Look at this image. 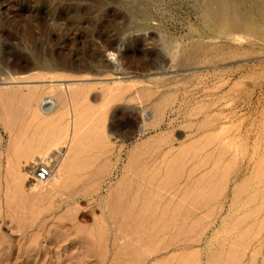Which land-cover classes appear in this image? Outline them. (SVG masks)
<instances>
[{
  "label": "rangeland",
  "instance_id": "rangeland-1",
  "mask_svg": "<svg viewBox=\"0 0 264 264\" xmlns=\"http://www.w3.org/2000/svg\"><path fill=\"white\" fill-rule=\"evenodd\" d=\"M222 1L0 0V53L9 45L23 54L20 62L36 65L17 74L29 78L0 76V96L12 88L14 97L9 106L0 97V264H110L88 253L83 236L110 214L124 235L121 264L263 263L264 0ZM40 41L46 55L37 59L28 49ZM50 52L54 69L41 65ZM30 87L44 92L40 119L22 102ZM17 106L25 109L19 119L11 114ZM52 129L67 137L50 152L62 161L68 147L76 148V172L59 193L33 192V182L20 183L16 172L31 158L17 153ZM22 186L24 208L10 216L5 201ZM82 188L87 195L67 203ZM137 189L140 200L160 201L157 215L160 207L172 214L169 234L158 235V222L157 232L151 229L156 216L128 223L126 199Z\"/></svg>",
  "mask_w": 264,
  "mask_h": 264
},
{
  "label": "bare ground",
  "instance_id": "bare-ground-1",
  "mask_svg": "<svg viewBox=\"0 0 264 264\" xmlns=\"http://www.w3.org/2000/svg\"><path fill=\"white\" fill-rule=\"evenodd\" d=\"M11 2V1H10ZM222 3V2H221ZM118 4V3H117ZM53 11V10H52ZM44 17V16H43ZM55 20V19H54ZM39 23H40V21H39ZM42 25V24H41ZM40 25V35H41V37L42 36H46L44 33H46L47 31H48V29L47 28H45V27H42ZM44 25V24H43ZM46 30V31H45ZM45 31V32H44ZM38 33V34H39ZM67 35V34H66ZM68 36V35H67ZM69 36H70V34H69ZM72 36V35H71ZM7 39H8V41H10L11 40V37H12V35L11 34H9V33H7ZM33 37V36H32ZM40 37V38H41ZM76 37V36H75ZM29 39L31 40V37H29ZM46 39L49 41V43L51 42V38H47L46 37ZM32 41V40H31ZM28 42H30V41H28ZM38 43V42H37ZM36 43V45H33L32 44V46L29 48V47H27V49L31 52V54H33L34 56H36V58L38 59L39 57H37V56H39V53L40 54H42V56L45 58V55H46V52L44 53V51H42V53H41V41H40V43H38L37 44ZM69 43V42H68ZM20 49H21V46H20ZM40 49V50H39ZM39 52V53H38ZM50 54H51V52H50ZM20 56H23V54L21 53V52H18V51H13L12 50V48L11 47H9V45L7 46V47H5V51L4 52H2V53H0V76L1 75H3V81H8V80H10V81H14V80H19L22 76H18L19 75V73H23L24 72V70H26L27 68H29V67H35L36 65H34V63H23L22 61L20 62L19 61V58L18 57H20ZM41 56V55H40ZM47 57V56H46ZM41 58V57H40ZM48 59L46 60H42V63H41V65H42V67H44V68H51V69H54V68H56L57 66H58V63H57V61H55V58L52 56V54L51 55H48V57H47ZM39 61H40V59H39ZM194 62V61H193ZM65 65V64H64ZM67 65V64H66ZM63 66V65H62ZM40 67V66H39ZM30 69V68H29ZM33 69H35V68H33ZM47 70V69H46ZM51 71V70H50ZM53 71V70H52ZM26 72H28V70L26 71ZM31 72V71H30ZM46 72V71H45ZM45 72H43V74L45 73ZM53 73V72H52ZM18 74V75H17ZM34 74V76H35V74H36V72H34L33 73ZM32 74V75H33ZM40 74H41V72H40ZM42 74V75H43ZM23 75V74H22ZM41 75V76H42ZM67 75V74H66ZM24 76V75H23ZM28 76V75H27ZM30 76H31V74H30ZM32 77V76H31ZM37 77H39V74H38V76ZM61 77V76H60ZM23 78H29V77H23ZM23 78H21V79H23ZM52 78V77H51ZM20 79V80H21ZM32 79H33V77H32ZM39 79V78H38ZM47 79V78H46ZM50 79V78H49ZM25 80H27V79H25ZM35 80V79H34ZM9 83V82H8ZM2 88H4V87H2ZM31 88V87H30ZM50 89H52L53 88V86H50L49 87ZM48 88V89H49ZM5 89H9L8 87H5ZM4 89V90H5ZM11 90H9L7 93L6 92H4V91H2V92H4L5 94H7V95H5L4 96V94L3 95H1V96H3V97H1L2 98V102H3V99H6V101H10V102H7L8 103V106H9V103H11L12 102V100H8V99H13L14 100V97H12L11 98V93L13 92V90H12V88H10ZM20 89V88H19ZM54 89V88H53ZM18 90V89H17ZM31 90H32V88H31ZM30 90V91H31ZM10 91H12V92H10ZM29 91V92H30ZM36 90V88L34 89V90H32V92H28L29 94H28V96L27 97H24L26 94H23L24 96H22L23 97V99H22V102L24 103V107H28L29 108V111L31 110V114H32V118L34 119V118H39L40 116L39 115H41V113H46V109L45 110H43L41 107H42V105H41V102L45 99V98H43L44 97V92H43V94H41L39 91H37ZM51 91H53V90H51ZM58 91V90H57ZM1 92V93H2ZM9 92H10V95H9ZM14 92H15V90H14ZM39 92V93H38ZM54 92V91H53ZM21 93V92H20ZM70 93V92H69ZM13 94H15V93H13ZM22 94V93H21ZM17 95V94H16ZM15 96V95H14ZM20 96V95H19ZM18 96V97H19ZM61 96V95H60ZM21 97V98H22ZM1 98H0V100H1ZM60 98V97H59ZM69 98V97H68ZM110 98V97H109ZM112 98V97H111ZM16 99V98H15ZM61 99V98H60ZM70 99V98H69ZM73 99V98H72ZM87 99V98H86ZM18 100H19V98H18ZM21 100V99H20ZM66 100V99H65ZM64 101V100H63ZM71 101V100H70ZM19 102V101H18ZM65 102V101H64ZM67 102H69V101H67ZM7 103L5 104L6 106H7ZM23 103H22V106H23ZM44 103V102H43ZM71 103H72V101H71ZM76 103V102H75ZM83 103V102H82ZM17 104V103H16ZM46 104V103H45ZM68 104V103H67ZM66 103H65V105H66V107L68 106ZM74 103H72V105H73ZM81 104V103H80ZM19 105H20V102H19ZM47 105V104H46ZM62 105V104H61ZM7 106V107H8ZM12 106V105H11ZM78 106V105H77ZM76 106V107H77ZM18 107V106H17ZM83 107V106H82ZM89 107V106H88ZM159 107V106H158ZM6 108V107H5ZM44 108V107H43ZM69 108V107H68ZM14 109H15V106H14ZM14 109L12 108V112H11V114H12V116H14L15 118H17V119H19L20 117V115L23 113V111L25 110H23L22 111V109L20 110L19 109V107H18V109H19V112L17 111V110H15V112H14ZM27 109V108H26ZM70 109V108H69ZM73 109V108H72ZM93 109V108H92ZM95 109V108H94ZM50 109H48L47 111H49ZM71 110V109H70ZM87 110H89V109H87ZM201 110V109H200ZM16 111H17V115H16ZM20 111H22V113H20ZM79 111V110H78ZM72 112V111H71ZM8 113V112H7ZM20 113V114H19ZM83 113V112H82ZM90 113V112H89ZM55 114V113H54ZM4 115V114H3ZM82 115V114H81ZM7 116V115H6ZM27 116H28V114H27ZM43 116V115H42ZM56 116V115H55ZM64 116V115H63ZM62 116V117H63ZM76 116V115H75ZM13 117V118H14ZM47 117V116H46ZM45 117V118H46ZM87 117V116H86ZM97 117H98V115H97ZM4 118V117H3ZM23 118V117H22ZM25 118V117H24ZM31 118V119H32ZM50 118V117H49ZM79 118V117H78ZM10 119V118H9ZM12 119V118H11ZM29 119V118H28ZM32 119V120H33ZM40 119V118H39ZM51 119V118H50ZM62 119V118H61ZM75 119H76V117H75ZM74 119V120H75ZM6 120H7V117H6ZM37 120V119H36ZM46 120V119H45ZM78 120V119H77ZM96 120V119H95ZM3 121V120H2ZM38 121V120H37ZM42 121V120H41ZM44 121V120H43ZM76 121V120H75ZM79 121V120H78ZM76 122L75 124H72L74 127L73 128H76V133L78 134L79 132V130H78V127H81L80 126V123L79 122ZM6 122V121H5ZM9 122H11V121H9ZM39 122V121H38ZM14 123V122H13ZM53 123H54V121H53ZM65 123V122H64ZM34 124V123H33ZM82 124V123H81ZM84 124V123H83ZM9 125V124H8ZM50 125V124H49ZM66 125V124H65ZM91 125V124H90ZM208 125V124H207ZM53 126V125H52ZM59 126V125H58ZM26 127V126H25ZM93 127V126H92ZM9 128V127H8ZM99 128V127H98ZM38 129V128H37ZM44 129V128H43ZM60 129V128H59ZM58 129V130H59ZM64 129V128H63ZM80 129V128H79ZM18 130V129H17ZM61 130H62V128H61ZM74 130V129H73ZM81 130V129H80ZM101 130V129H100ZM33 131V130H32ZM31 131V132H32ZM37 131V130H36ZM53 129H52V132L49 134V133H47L46 135H47V137L46 136H42L40 139L38 138V139H33L32 140V138L31 139H29L30 140V142L28 143L27 142V144H23L24 145V147H22L23 148V150L20 152L19 151V153H17V154H19L17 157H19L18 159H20L21 157V159L22 160H25V161H27V160H29L30 158L32 159H30V163H28V164H26V165H24V166H20V163H19V160L17 159V162L19 163V165H18V168L19 169H17V178H19L18 180H19V182L20 183H23L24 182V180H31L32 182V184H33V186H32V184L31 185H29V186H27L28 188L27 189H30L31 191L33 190V192H44L42 189H46L47 187H49V189H51V192L53 191H56L57 193H59V191H62L65 187H67L68 186V184H70L69 183V181H71L70 179L73 177V172H76L75 171V167H76V157L78 156L77 154V152L74 150V149H76V148H74V149H71V147H68V144H67V147L69 148L68 150H67V152L65 151V153L63 152V154L65 155V157L63 158V160L61 161V158L56 154V152H50V151H52L54 148H57V149H59V146L60 145H62V144H64V143H66V141H64L65 139H64V137L66 138L67 136H64V135H56V133H53ZM10 132V131H9ZM34 132V131H33ZM41 132H43V131H40L39 133L41 134ZM46 132V131H45ZM57 132V131H56ZM63 132V131H62ZM69 132V131H68ZM11 133V132H10ZM38 133V134H39ZM101 133V132H100ZM39 134V135H40ZM67 134V133H66ZM75 134V133H74ZM212 134V133H211ZM14 135H16V133L14 134ZM34 135V134H33ZM38 135V137H40ZM88 135V134H87ZM90 135V134H89ZM35 136V135H34ZM33 136V137H34ZM50 136V137H49ZM22 137H23V135H22ZM30 137H32V135L30 136ZM35 138V137H34ZM15 139V138H14ZM17 139V138H16ZM20 139V138H19ZM80 139V138H79ZM101 139V138H100ZM18 140V139H17ZM26 140V139H25ZM32 140V141H31ZM78 140V139H77ZM16 141V140H15ZM20 141V140H19ZM97 141H99V140H97ZM102 141V140H101ZM104 141V140H103ZM208 141V140H207ZM12 143V142H11ZM95 143H97L96 141H95ZM17 144V143H16ZM77 144V143H76ZM101 144V143H100ZM14 145V144H13ZM12 145V146H13ZM22 145V146H23ZM97 145V144H96ZM95 145V146H96ZM102 145V144H101ZM27 146V147H26ZM75 146V145H74ZM21 147V146H20ZM19 147V148H20ZM72 147H73V145H72ZM19 148H17V149H19ZM14 149V148H13ZM199 149V148H198ZM60 150V149H59ZM78 150V149H77ZM90 150V149H89ZM194 150V149H193ZM16 152V151H15ZM76 152V153H75ZM79 152V151H78ZM69 153H72L71 155L69 154ZM16 154V153H15ZM9 156V155H8ZM14 156V155H13ZM184 157H185V155H184ZM24 158V159H23ZM86 159V158H85ZM139 157L137 156L136 158H135V160L133 161L134 162V164H135V162L136 163H139L138 161H139ZM262 159V158H261ZM87 160V159H86ZM16 161V160H15ZM29 162V161H28ZM162 162V161H161ZM172 162V161H171ZM175 162V161H174ZM12 163V162H11ZM176 163V162H175ZM22 164V163H21ZM86 164V163H85ZM102 164V163H101ZM171 164V163H170ZM187 164V163H186ZM10 165V164H9ZM81 165V164H80ZM20 166V167H19ZM26 166H28V168H30V169H27L26 168ZM165 166H167V165H165ZM39 168V167H45V168H47L48 169V176L45 178V179H43V180H41V179H38L37 178V176H36V172H34L35 171V169L36 168ZM182 167H184V166H182ZM257 167V166H256ZM10 168V167H9ZM165 169V168H164ZM182 169V168H181ZM259 169V168H258ZM25 170V171H24ZM74 170V171H73ZM81 170V169H80ZM84 170V169H83ZM140 171V170H139ZM165 171V170H164ZM257 171V170H256ZM6 172V171H5ZM188 172V171H187ZM260 172V171H259ZM13 173H15V172H13ZM29 173V174H28ZM8 174V173H7ZM175 174V173H174ZM215 174V173H214ZM13 175V174H12ZM94 175V174H93ZM151 175V174H150ZM219 177V176H218ZM244 177V176H243ZM12 178H13V176H12ZM165 179V178H164ZM172 179V178H171ZM152 180V179H151ZM188 180V179H187ZM17 181V180H16ZM22 181V182H21ZM78 181H79V179H78ZM142 181V180H141ZM165 181V180H164ZM164 181H163V183H164ZM171 181V180H170ZM197 182V181H196ZM7 183V182H6ZM19 183V184H20ZM25 183V182H24ZM72 183V182H71ZM147 183V182H146ZM162 183V185H164ZM199 183V182H198ZM18 184V185H19ZM160 184V183H159ZM16 185V184H15ZM23 185V184H22ZM75 185V184H74ZM161 185V186H162ZM165 185H167V183L165 184ZM169 185V184H168ZM20 187H21V185H19ZM69 187H71L70 185H69ZM160 187V186H159ZM164 187V186H163ZM238 187V186H237ZM13 188V187H12ZM147 188V187H146ZM189 188V187H188ZM135 189V188H134ZM155 189V188H154ZM159 189V188H158ZM22 190H23V186H22V189L20 190L18 187L17 188H14V189H12L11 190V192L9 191V195H10V193H11V196H9L8 195V197H9V199L6 197V195H4L6 198H7V200L5 201V204H4V208H7V210L9 209V213H10V216H13V215H15V211H19L20 209L22 210L23 208H24V201L25 200H23L24 199V194L25 193H22ZM26 190V189H25ZM35 190V191H34ZM36 190H41V191H36ZM29 191V190H28ZM46 191V190H45ZM117 191V190H116ZM164 191V190H163ZM169 191V190H168ZM209 191V190H208ZM51 192L50 191H48V193L47 194H51ZM52 192V193H53ZM55 192V193H56ZM86 192H87V189L86 188H82V189H78V190H75L74 192H72V193H70L68 196H67V199L69 200V201H67V203L68 202H76V201H78V199L81 197V196H83V195H87L86 194ZM123 192V194L121 195L120 193L121 192H119L118 193V195H120V197L122 196V198L124 197L123 195H124V191H122ZM134 194H132V196H130V198L129 197H127V199L129 198V201H127V199H126V202H128V204L127 205H125V209L127 210L128 208V210H129V213H128V219L127 218H125L126 217V214H125V216L123 217L125 220L127 219L128 220V223H131V222H134L135 224H136V226L138 225V223H140V221H139V219L141 220V219H143V217H147L146 219H148L149 217V219L151 220V219H153V217H155L156 218V221H154L153 220V222H152V224H151V222H149V226L148 227H150V224H151V229L153 228V229H155L154 227H155V223L156 222H158V223H156V224H158L157 226H156V229H159L160 231H162V232H160L159 230H158V232H157V230L155 229V231L158 233V235H159V233L161 234V233H164V232H168V230L170 229L169 228V225H170V227H171V220H174V219H170V216L172 215H170L169 214V216H168V210L166 209V208H164V207H160V209L162 208V213H161V211H159V213H158V215H157V213L156 212H158L157 211V208L159 207L158 205H159V203L158 202H160V201H158V200H156V198H155V196H153V195H150V196H146L147 198H145V199H141L140 200V196H139V189H137V191H135L134 190ZM190 192V191H189ZM215 192V191H214ZM88 193V192H87ZM159 193V192H158ZM29 194V193H28ZM34 194V193H33ZM32 194V195H33ZM36 194V193H35ZM166 194V193H165ZM42 195V194H41ZM46 195V194H45ZM130 195V194H129ZM29 196H31V194L29 195ZM28 196V197H29ZM207 196V195H206ZM10 197H11V199H10ZM43 197V196H42ZM45 197V196H44ZM47 197V196H46ZM117 198H119L118 196H117ZM173 198V197H172ZM184 198V197H183ZM195 198V197H194ZM44 199V198H43ZM50 200V199H49ZM116 200H118L117 202H115V203H118L119 202V200H120V198L119 199H116ZM168 200V199H167ZM169 200H170V198H169ZM200 200V199H199ZM122 201V200H121ZM171 201V200H170ZM3 202V201H2ZM32 202V201H31ZM108 202V201H107ZM111 201H109L108 203H109V205H111V204H113L114 205V202H113V199H112V202L110 203ZM167 202V201H166ZM186 202V201H185ZM107 203V204H108ZM120 203H122V202H120ZM169 203V202H168ZM172 203V202H171ZM198 203V202H197ZM164 204V203H163ZM163 204L161 205L160 204V206H163ZM170 204V203H169ZM196 204V203H195ZM183 205V204H182ZM32 206V205H31ZM112 206V205H111ZM111 206H107V208L108 207H110L111 208ZM128 206V207H127ZM166 206V205H165ZM176 206V205H175ZM174 206V207H175ZM179 206V205H178ZM26 207V206H25ZM29 207H30V204L27 206V210L29 209ZM115 207H117V206H115L114 205V208ZM167 207V206H166ZM173 207V208H174ZM106 208V209H107ZM109 208V209H110ZM172 208V209H173ZM176 208H178L177 206L174 208V209H176ZM0 209H2V212H3V203H0ZM35 209V208H34ZM108 209V210H109ZM112 210H113V208H111ZM160 209H158V210H160ZM164 209H166L167 210V212L165 213V211L166 210H164ZM172 209L170 210V211H172ZM181 209V208H180ZM20 210V211H21ZM115 210V209H114ZM127 210V211H128ZM186 210V209H185ZM111 211V210H110ZM5 212H7V211H5ZM22 212V211H21ZM106 212L109 214V212L106 210ZM105 212V213H106ZM113 211H111V213H112ZM164 212V213H163ZM188 212H190V211H188ZM27 213V212H26ZM34 213V212H33ZM38 213V212H37ZM102 213H104V212H102ZM106 213V214H107ZM127 213V212H126ZM171 213V212H170ZM186 213V212H185ZM21 214V213H20ZM20 214H19V216H20ZM25 214V213H24ZM161 216H160V215ZM248 214V213H247ZM111 215V214H110ZM110 215H108L109 217H105L104 218V220L103 221H99L100 222V224L97 226H95V228L93 229V230H90V231H87L83 236H84V238L86 239V242H87V244H89V254H93L92 256H94V254H96L97 255V257L95 256V258L100 262V263H102V262H106L107 260H110L111 259V262H110V264H121V263H118V259H119V257H120V251H118V250H120V249H118V247H120L121 245H120V241L123 239V237H124V235L123 236H121V234H120V232H121V230H119V229H117V232H116V229H115V227L114 228H112L113 226L112 225H114V224H112V216H113V214H112V216H110ZM173 215H175V214H173ZM183 215V214H182ZM32 216V215H31ZM159 216V217H158ZM8 217V216H7ZM33 217V216H32ZM116 217V216H115ZM114 217V218H115ZM152 217V218H151ZM158 217V218H157ZM199 217V216H198ZM12 218V217H11ZM122 218V221H124L125 222V220ZM189 218V217H188ZM203 218H205V217H203ZM16 219H17V217H16ZM67 219V218H66ZM116 219V218H115ZM206 219V218H205ZM23 220V219H22ZM126 220V221H127ZM145 220V219H144ZM114 222L113 223H115L116 224V222H115V220H113ZM139 221V222H138ZM33 222V221H32ZM142 222V221H141ZM148 221H146V223H147ZM201 222V221H200ZM254 223V222H253ZM118 224V223H117ZM116 224V225H117ZM255 224V223H254ZM110 225H111V227H110ZM154 225V226H153ZM28 226V225H27ZM31 226V225H30ZM40 226V225H39ZM65 226V225H64ZM70 226H73V224H70ZM147 226V225H146ZM35 227V226H34ZM186 227H188V226H186ZM207 227V226H206ZM103 228H105V231H103ZM115 231V233H112L111 231H112V229ZM138 229H139V226L137 227ZM141 228V227H140ZM250 228V227H249ZM107 229V230H106ZM186 229V228H185ZM24 230V229H23ZM80 230V229H79ZM111 230V231H110ZM119 230V231H118ZM177 230H179V229H177ZM154 231V232H155ZM182 231V230H181ZM257 231V230H256ZM259 231V230H258ZM153 232V231H152ZM153 232V234H155ZM169 232H170V230H169ZM169 232L167 233V234H169ZM122 233V232H121ZM145 233V232H144ZM148 233V232H147ZM147 233H145V235L147 234ZM157 233L155 234V235H157ZM174 234V233H173ZM182 234V233H181ZM184 234V233H183ZM154 235V236H155ZM166 235V234H165ZM111 236H113V240H112V255H111V258H109V259H107L108 258V253H109V249L107 250H104V248L106 247H108L109 246V244H108V241H110L109 240V238L111 237ZM167 236V235H166ZM162 237H163V235H162ZM171 237H172V235H171ZM174 237H175V235H174ZM178 237H180V235L178 236ZM167 238V237H166ZM163 239V238H162ZM161 239V240H162ZM171 238H169V240H170ZM243 239V238H242ZM152 240V239H151ZM160 239H159V241H160V244H157V245H162L163 244V241H161ZM169 240H167V241H169ZM172 240V239H171ZM189 240V239H188ZM250 240V239H249ZM256 240V239H255ZM34 241V240H33ZM173 241V240H172ZM47 242V241H46ZM157 243V242H156ZM162 243V244H161ZM179 243V242H178ZM139 244V243H138ZM166 245H165V247L167 246V243H165ZM175 244V243H174ZM246 244V243H245ZM263 244V243H262ZM164 245V244H163ZM168 245H169V243H168ZM155 246V245H154ZM163 248H164V246H162ZM168 247V246H167ZM259 248V247H258ZM104 251H103V250ZM158 249H159V247H158ZM148 250V249H147ZM157 250V249H156ZM164 250V249H163ZM264 250V249H263ZM150 251V250H149ZM155 251V250H154ZM160 252L162 251V248L159 250ZM159 251L157 252V253H159ZM165 251V250H164ZM169 251V250H168ZM257 251H258V249H257ZM140 252V251H139ZM145 252V251H144ZM153 252V251H152ZM253 252V251H252ZM252 252H250L251 254H252ZM255 253H256V251H254ZM253 252V253H254ZM260 252V251H259ZM193 253V252H192ZM261 253V252H260ZM84 255V254H83ZM226 255V254H225ZM261 255H263V254H261ZM187 256V255H186ZM233 256V255H232ZM250 256H252V255H250ZM264 256V255H263ZM262 256V257H263ZM123 257V256H122ZM139 257V256H138ZM193 257V256H192ZM191 257V258H192ZM229 257V256H228ZM255 258H257L256 257V254H255V256H254ZM226 258V257H225ZM234 258V257H233ZM178 259V258H177ZM185 259L186 258H184V261H185ZM227 259V258H226ZM242 259V258H241ZM259 259V258H258ZM182 259H180V261H181ZM233 260V259H232ZM238 260V259H237ZM254 260H257V259H254ZM253 260V261H254ZM263 260V259H262ZM166 261V260H165ZM165 261H163V262H165ZM187 261V260H186ZM190 261H192V260H190ZM258 261V260H257ZM182 262H183V260H182ZM182 262H180V263H182ZM194 262V261H193ZM226 262V261H225ZM224 262V263H225ZM166 263V262H165ZM164 263V264H165ZM237 263H238V261H237ZM252 263H254V262H252ZM263 263H264V261H263ZM262 263V264H263ZM167 264H168V262H167ZM179 264V263H178ZM182 264H185V262L184 263H182Z\"/></svg>",
  "mask_w": 264,
  "mask_h": 264
},
{
  "label": "built area",
  "instance_id": "built-area-1",
  "mask_svg": "<svg viewBox=\"0 0 264 264\" xmlns=\"http://www.w3.org/2000/svg\"><path fill=\"white\" fill-rule=\"evenodd\" d=\"M48 169L45 168V167H39L37 168V171H36V176L38 179H45L47 176H48Z\"/></svg>",
  "mask_w": 264,
  "mask_h": 264
},
{
  "label": "water",
  "instance_id": "water-1",
  "mask_svg": "<svg viewBox=\"0 0 264 264\" xmlns=\"http://www.w3.org/2000/svg\"><path fill=\"white\" fill-rule=\"evenodd\" d=\"M221 2H223V1L221 0Z\"/></svg>",
  "mask_w": 264,
  "mask_h": 264
}]
</instances>
